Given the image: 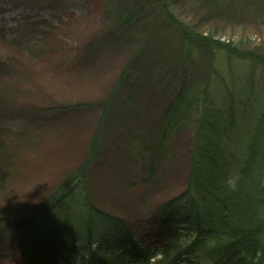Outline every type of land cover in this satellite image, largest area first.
Segmentation results:
<instances>
[{
    "label": "rangeland",
    "instance_id": "1",
    "mask_svg": "<svg viewBox=\"0 0 264 264\" xmlns=\"http://www.w3.org/2000/svg\"><path fill=\"white\" fill-rule=\"evenodd\" d=\"M112 4L0 0V264L30 263L21 220L50 205L78 166L90 163L92 203L124 218L145 244L162 242L159 204L187 187L192 129H180L161 150L155 135L180 88L205 78L201 64L177 55L179 34L157 10L147 7L139 26L122 28ZM169 10L194 36L264 58V0H176ZM217 57L223 68L224 53ZM96 133L103 141L91 161ZM154 159L157 172L147 178ZM13 160L21 172L10 175Z\"/></svg>",
    "mask_w": 264,
    "mask_h": 264
},
{
    "label": "trees",
    "instance_id": "2",
    "mask_svg": "<svg viewBox=\"0 0 264 264\" xmlns=\"http://www.w3.org/2000/svg\"><path fill=\"white\" fill-rule=\"evenodd\" d=\"M114 1L113 19L122 28L139 26L147 7L157 10L179 34L177 55L201 64L197 72L205 78L180 88L155 135L161 150L180 129H192L187 187L159 204L162 242L145 244L124 218L92 203L90 163L78 166L50 205L21 220L29 230V264H65L70 256L78 264H264V58L209 34L194 36L169 10L176 0H123L121 8ZM118 82L124 88V77ZM123 93L130 101L131 92ZM99 136L87 151L91 161L102 146ZM155 160L145 177L156 174ZM13 162L10 175L21 172V162Z\"/></svg>",
    "mask_w": 264,
    "mask_h": 264
},
{
    "label": "clouds",
    "instance_id": "3",
    "mask_svg": "<svg viewBox=\"0 0 264 264\" xmlns=\"http://www.w3.org/2000/svg\"><path fill=\"white\" fill-rule=\"evenodd\" d=\"M229 185H230L232 188H235V183H234V181L229 180Z\"/></svg>",
    "mask_w": 264,
    "mask_h": 264
}]
</instances>
